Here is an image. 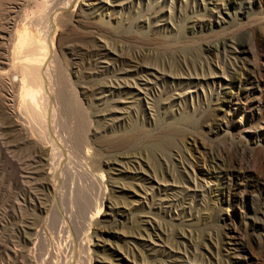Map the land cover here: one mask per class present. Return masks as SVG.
<instances>
[{"label":"rangeland","instance_id":"obj_1","mask_svg":"<svg viewBox=\"0 0 264 264\" xmlns=\"http://www.w3.org/2000/svg\"><path fill=\"white\" fill-rule=\"evenodd\" d=\"M0 264H264V0H0Z\"/></svg>","mask_w":264,"mask_h":264},{"label":"bare ground","instance_id":"obj_2","mask_svg":"<svg viewBox=\"0 0 264 264\" xmlns=\"http://www.w3.org/2000/svg\"><path fill=\"white\" fill-rule=\"evenodd\" d=\"M57 25V24H56ZM46 32V31H45ZM55 32V31H54ZM17 37V36H16ZM42 38V37H41ZM48 38V37H47ZM37 39L34 38L30 33L23 32L18 35L17 39L13 43L14 48L12 50L13 54L16 55L19 53H24L23 61H19L22 58L19 57L17 60L18 63H16V68H18L19 72V84H20V97H22V106H23V113L27 115L32 121L34 122H41L44 120L45 113L48 106V100L47 97L43 95L42 93V87H43V67H44V61L43 59H37L35 57L36 51H39L40 45H38ZM52 40V39H51ZM42 45V43H41ZM45 45V44H44ZM39 46V47H38ZM53 46V45H52ZM38 47V48H37ZM44 48V46L42 47ZM46 48V47H45ZM37 49V50H36ZM47 51V50H46ZM45 52V50L43 51ZM38 53V52H37ZM44 54V53H43ZM39 55V54H38ZM37 56V55H36ZM53 59V57H52ZM55 60V59H54ZM51 61V60H50ZM230 63V62H229ZM55 65V64H54ZM54 67V66H53ZM52 67V68H53ZM51 68V67H50ZM48 69V67H47ZM54 69V68H53ZM219 69V68H218ZM234 69V68H233ZM221 70V69H220ZM219 70V71H220ZM55 71V70H54ZM141 71V70H140ZM146 71V70H145ZM156 71V70H155ZM200 71V70H199ZM49 72V71H48ZM46 73V72H45ZM51 73V72H50ZM145 73V72H144ZM210 73V72H209ZM216 73H222L218 71H214L213 74ZM12 74V73H11ZM15 74V73H14ZM137 74V72H136ZM153 74V73H152ZM160 75V74H158ZM164 75V74H163ZM201 75V74H200ZM193 76V75H192ZM197 76V75H195ZM201 77V76H200ZM138 80V79H137ZM197 82H200L201 80H196ZM157 82V81H156ZM186 82V81H185ZM203 82V81H202ZM201 82V83H202ZM200 83V86H201ZM143 84V83H142ZM191 84V83H189ZM207 85V84H206ZM142 86V85H141ZM154 86V85H153ZM149 88V87H148ZM147 90V89H146ZM146 92V91H145ZM137 96V95H136ZM135 97V96H134ZM144 97V96H143ZM50 98V97H49ZM21 99V98H19ZM52 114V113H51ZM54 117V116H53ZM22 118V117H21ZM24 118V117H23ZM54 120V119H53ZM45 122V121H44ZM43 123V122H42ZM49 123V122H48ZM25 124V123H24ZM41 124V123H40ZM39 124V125H40ZM45 124V123H44ZM54 124V123H53ZM38 125V124H37ZM38 125V126H39ZM55 125V124H54ZM42 126V125H41ZM40 126V127H41ZM44 126V125H43ZM28 127V126H27ZM25 128V127H24ZM39 128V127H38ZM43 128V127H42ZM41 128V130H43ZM46 127L42 131L43 133H47ZM40 130V128H39ZM40 130V131H41ZM39 131V132H40ZM29 132V131H28ZM42 133V134H43ZM41 134V133H40ZM41 134V135H42ZM27 135V134H26ZM44 135V134H43ZM58 135V134H57ZM31 136V135H30ZM60 136V135H58ZM45 136H43L44 138ZM49 137V134L47 135V138ZM29 138V137H28ZM41 138V137H40ZM39 139V138H38ZM46 139V138H45ZM44 139V141H45ZM139 139V138H138ZM41 140V139H40ZM47 140V139H46ZM63 140V139H61ZM42 142V141H41ZM51 144V143H50ZM59 144V143H58ZM37 145V144H36ZM52 145V144H51ZM54 145V144H53ZM40 146V145H39ZM43 149V148H42ZM47 149V148H46ZM56 149V148H55ZM46 151V150H45ZM59 151V150H58ZM63 151V150H62ZM242 152V151H241ZM57 154V153H56ZM55 154V155H56ZM61 156V155H60ZM59 157V155H58ZM56 158V157H55ZM55 162V161H54ZM57 162V161H56ZM56 164V163H55ZM62 165V164H61ZM234 169V168H233ZM189 178V177H188ZM187 178V179H188ZM193 185V183H191ZM195 185V184H194ZM187 187V186H186ZM194 187V186H193ZM189 188V187H188ZM194 190V188L192 189ZM62 192V191H61ZM191 193V192H190ZM147 194V193H146ZM87 250V249H86ZM194 254V253H193ZM91 260V259H90ZM88 261V260H87Z\"/></svg>","mask_w":264,"mask_h":264}]
</instances>
